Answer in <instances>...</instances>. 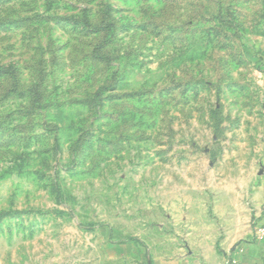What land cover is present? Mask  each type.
Here are the masks:
<instances>
[{
	"label": "rangeland",
	"instance_id": "obj_1",
	"mask_svg": "<svg viewBox=\"0 0 264 264\" xmlns=\"http://www.w3.org/2000/svg\"><path fill=\"white\" fill-rule=\"evenodd\" d=\"M262 171L264 0H0V264L201 248Z\"/></svg>",
	"mask_w": 264,
	"mask_h": 264
},
{
	"label": "crops",
	"instance_id": "obj_2",
	"mask_svg": "<svg viewBox=\"0 0 264 264\" xmlns=\"http://www.w3.org/2000/svg\"><path fill=\"white\" fill-rule=\"evenodd\" d=\"M234 192V199L221 204L218 223L211 222L206 245L151 256L146 264H264V171Z\"/></svg>",
	"mask_w": 264,
	"mask_h": 264
},
{
	"label": "built area",
	"instance_id": "obj_3",
	"mask_svg": "<svg viewBox=\"0 0 264 264\" xmlns=\"http://www.w3.org/2000/svg\"><path fill=\"white\" fill-rule=\"evenodd\" d=\"M260 231L263 230V228L259 229Z\"/></svg>",
	"mask_w": 264,
	"mask_h": 264
}]
</instances>
